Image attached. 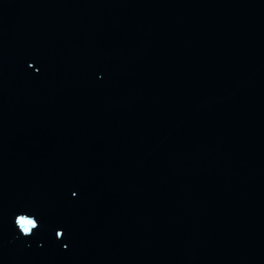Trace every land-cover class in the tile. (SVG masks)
Listing matches in <instances>:
<instances>
[{
	"label": "water",
	"instance_id": "1",
	"mask_svg": "<svg viewBox=\"0 0 264 264\" xmlns=\"http://www.w3.org/2000/svg\"><path fill=\"white\" fill-rule=\"evenodd\" d=\"M0 264H264V0H0Z\"/></svg>",
	"mask_w": 264,
	"mask_h": 264
},
{
	"label": "snow or ice",
	"instance_id": "2",
	"mask_svg": "<svg viewBox=\"0 0 264 264\" xmlns=\"http://www.w3.org/2000/svg\"><path fill=\"white\" fill-rule=\"evenodd\" d=\"M25 232L31 231L34 227V221L31 219H25L23 217L18 221Z\"/></svg>",
	"mask_w": 264,
	"mask_h": 264
}]
</instances>
